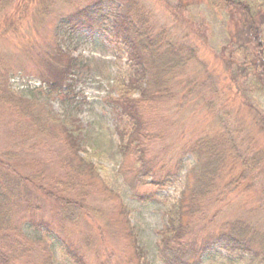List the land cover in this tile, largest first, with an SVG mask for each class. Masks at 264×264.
Listing matches in <instances>:
<instances>
[{"label": "trees", "instance_id": "16d2710c", "mask_svg": "<svg viewBox=\"0 0 264 264\" xmlns=\"http://www.w3.org/2000/svg\"><path fill=\"white\" fill-rule=\"evenodd\" d=\"M58 2L72 8L73 12L58 21L54 40L76 33H83L84 38L102 36L105 39L99 42L112 46L115 59L125 60V75L112 79L115 80L113 89L116 95H106L101 100L105 106H110L107 111L117 135L118 152L128 160L121 174L132 196L147 205H159L162 201L158 195L173 184L182 169L183 157L189 154L193 157L192 166L181 178L183 188L166 211V224L157 232L156 248L161 264L210 263L215 252L222 257L224 264H264V205L246 210V217L239 214L216 221L215 210L209 217L213 205L222 202L226 192L238 191L244 173L253 172L252 175L260 178L264 173V151L250 148L251 141L245 145L248 135L244 132L235 136L228 131L210 138L200 137L196 141H185V136L181 137V145L184 142L187 145L180 151L178 164L166 161V153L157 159L148 148L162 136L163 129L159 124L165 120L160 115H166L167 106L181 99V93L186 98L193 96L187 98L188 102L194 98L208 102L209 98L204 95L208 84L203 83L200 76L204 75L208 80L212 79V74L199 60L196 47L174 38L169 30L160 27L141 0H75V3L71 0H43L37 13L42 15ZM255 5L256 0H211L210 3L213 8H222L221 13L230 19L233 40L242 52L250 53L245 54L246 62L242 63L237 74L233 60L224 58L230 48L221 50L224 71L231 83L227 90L229 94L234 90L238 94L237 100L243 96L244 102L254 107L253 99L256 98L258 109L264 111V101L259 98L264 96V57L259 48L264 8L258 6L255 10ZM11 6L21 13L35 12L34 0H0V17L6 15ZM175 8L177 6L170 8L171 15ZM205 38L204 34V41ZM46 60L44 65L50 73L43 72L42 81L49 93H64L63 88L70 86L66 85L67 74L72 69L78 74L80 60L68 57L59 43L52 46ZM9 73L0 56V108L6 109L14 123L28 120L38 124V129L31 124L32 134L37 135L33 138L36 140L32 143L34 145L41 144L48 131L53 132L66 156L60 166L62 171L51 177L49 159H26L21 152L14 150L11 151L13 155L9 150L0 153V264H59L56 244L50 242L56 231H50L47 220L37 224L45 228L42 234L34 231L26 234L18 227L16 216L20 213L28 216L41 214L46 208L43 202L48 200V208L54 211L62 225L74 226L80 219L88 218L92 208L85 205L84 199L89 189L75 180L83 173L89 180L97 175L87 158L94 151L83 150L88 145L76 135L80 126L69 129L61 124L53 131L48 124L50 120H44L43 114L32 108L31 101L10 92L4 83ZM250 73L254 75V81L251 80L245 88L243 83L248 78L245 76ZM182 75L188 76L185 82ZM247 89L253 94L247 93ZM210 91L213 95L219 93L215 87ZM239 104L245 106L242 101ZM254 114L258 125L256 131L264 136V115L259 118L260 114ZM238 160L244 169L242 174L228 178V167ZM261 182L264 190V180ZM63 185L69 192H76L75 199L55 195L56 188ZM198 224L203 229L197 228ZM193 225L201 230L193 233ZM43 240L47 242L43 243ZM61 241L66 248L60 244L59 250L64 249V255L75 264H85L80 249L75 247L72 250L63 239Z\"/></svg>", "mask_w": 264, "mask_h": 264}, {"label": "rangeland", "instance_id": "374dc122", "mask_svg": "<svg viewBox=\"0 0 264 264\" xmlns=\"http://www.w3.org/2000/svg\"><path fill=\"white\" fill-rule=\"evenodd\" d=\"M42 1L34 0L35 12L28 10L21 13L11 6L8 13L0 17V56L10 72L4 83L14 95L31 101L32 108L43 114L44 120H50L48 124L52 130L61 124L69 129L74 125L80 126L81 130L76 135L88 145L84 151H94L87 158L97 175L89 180L83 173V176H78L75 180L89 189L84 199L85 205L92 208L88 218L80 219L74 226L62 225L54 211L48 208V200H45L43 204L46 208L41 214H16L18 227L24 233L32 234L34 231L42 234L45 228L38 227L37 224L47 220L51 225L50 231H56V236L53 235L50 242L56 244L59 264H75L64 255L66 247L61 239L70 245V249H80L83 255L80 256L85 264H161L156 248L159 238L157 232L166 224V211L170 203L179 196L184 185L181 178L192 166L193 157L190 154L183 157L182 169L174 178L173 184L166 192L159 193L162 201L159 205H147L132 196L121 174V171H125L121 169L128 160L118 152L117 135L107 111L110 106H105L101 100L106 95H116V90L113 89L115 80L112 79L125 75V60L120 62L115 59L112 46L99 42L105 39L102 36L84 38L83 33H76L74 36H62V40H54L58 21L72 13L73 9L58 2L41 15L37 13V7ZM71 1L75 3V0ZM141 1L160 27L169 30L174 38L196 47L200 53L199 60L207 65L208 73L212 74V79L208 80L204 75L200 76L202 82L208 84L204 93L209 98L207 104L196 98L188 102L187 98L193 96L186 98L181 93V99L167 106L166 115H160L165 120L163 124H159L163 133L148 147L151 154L161 159L166 153V161L178 164L180 151L187 145V142L181 145V137L185 136V141H196L200 137L210 138L227 131L235 136L244 132L248 135L245 145L251 141L250 148L264 151V136L256 131L258 125L255 124L257 118L254 114H260V118L264 111L258 109L256 98L253 99V104L256 105L254 107L245 103L243 96L237 100L238 94L234 90L232 95L227 90L231 83L224 71L221 50L230 48L231 55L226 56L230 53L228 50L224 58L233 60V69L237 74L243 67L242 63L246 62L244 57L250 53L242 52V48L233 40L230 19L225 13H221L222 8L211 7V0ZM176 6L171 15L170 8ZM258 6L264 8V0H256L254 9ZM262 28L259 48L264 57V26ZM55 43L60 44L68 57L80 60L78 74L75 69L67 74L66 85L70 86L63 88L64 93H49L41 77L47 69L44 65L48 61L46 54L52 51ZM46 72L50 73V70ZM249 75L245 76L248 77L247 82L243 83L245 88L251 80L254 81V75ZM181 77L185 82L188 76ZM211 87L217 88L219 93L213 95ZM247 93L252 91L247 89ZM259 98L261 102L264 101V96ZM241 101L245 106H239ZM31 124L39 128L38 124L29 123L28 120L25 123H14L6 109L0 108V153L14 150L21 152L26 159H49L50 175L53 177L62 171L60 166L65 160V149L51 131L43 136L41 144H32L37 135L32 134ZM236 152L239 154L240 150ZM262 166L264 168V164ZM228 169V178L238 177L244 170L239 160ZM252 173L241 176L244 181L239 183L238 191L226 192L222 196V202L213 205L209 217L214 210L217 212L216 221L231 219L239 214L246 217V210L264 205V190L261 186L264 173L260 175L261 179ZM64 186L56 188L58 190L55 195L58 198L64 195L75 199L76 192H69ZM201 226L198 224L197 228ZM201 229L194 226L193 233ZM46 242L43 240V243ZM60 244L64 247L62 252L59 250ZM214 256L213 261L205 264H224L222 257L216 252Z\"/></svg>", "mask_w": 264, "mask_h": 264}]
</instances>
